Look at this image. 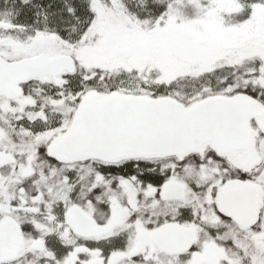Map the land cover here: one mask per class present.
Wrapping results in <instances>:
<instances>
[{"label": "snow or ice", "instance_id": "6c2138e0", "mask_svg": "<svg viewBox=\"0 0 264 264\" xmlns=\"http://www.w3.org/2000/svg\"><path fill=\"white\" fill-rule=\"evenodd\" d=\"M0 264H264V0H0Z\"/></svg>", "mask_w": 264, "mask_h": 264}]
</instances>
